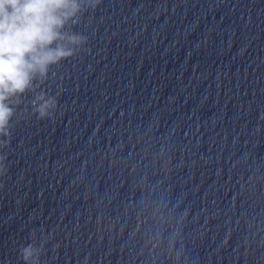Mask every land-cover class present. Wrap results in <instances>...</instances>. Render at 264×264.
I'll return each instance as SVG.
<instances>
[{
	"label": "water",
	"instance_id": "obj_1",
	"mask_svg": "<svg viewBox=\"0 0 264 264\" xmlns=\"http://www.w3.org/2000/svg\"><path fill=\"white\" fill-rule=\"evenodd\" d=\"M74 30L54 118L0 150V264H264V0H102Z\"/></svg>",
	"mask_w": 264,
	"mask_h": 264
},
{
	"label": "clouds",
	"instance_id": "obj_2",
	"mask_svg": "<svg viewBox=\"0 0 264 264\" xmlns=\"http://www.w3.org/2000/svg\"><path fill=\"white\" fill-rule=\"evenodd\" d=\"M101 3L0 0V150L10 147L14 121L54 118L58 100L43 91L42 85L54 68L85 51L88 37L74 29L85 13L95 12ZM5 162L0 151V180L9 171ZM42 253L43 247L37 244L20 249L23 264H41Z\"/></svg>",
	"mask_w": 264,
	"mask_h": 264
}]
</instances>
